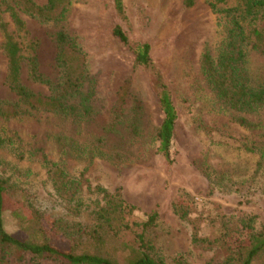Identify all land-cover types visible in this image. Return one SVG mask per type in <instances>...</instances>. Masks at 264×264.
Returning a JSON list of instances; mask_svg holds the SVG:
<instances>
[{
	"label": "rangeland",
	"instance_id": "374dc122",
	"mask_svg": "<svg viewBox=\"0 0 264 264\" xmlns=\"http://www.w3.org/2000/svg\"><path fill=\"white\" fill-rule=\"evenodd\" d=\"M33 1L39 6L48 2ZM122 2L126 19L119 18L114 0H72L63 17L46 23L20 12L27 25L21 40L24 85L49 97L52 86L64 81L56 34L65 30L88 57L90 78L83 92L93 114L80 119L33 111L0 118V135L6 140L0 147V173L46 216L67 223L94 225L95 212L104 203L102 190L119 194L136 209L131 221L157 211V224L147 237L161 264H220L230 257L239 264L233 251L247 244L248 232L226 237L225 229L228 222L237 225L233 216H253L258 229L264 225V108L245 114L223 106L202 74L203 54L217 55L226 37L222 14L210 5L218 0H196L192 8L184 0ZM240 2L229 0L227 7ZM4 17L10 21V13ZM118 25L131 44L150 45L155 69L172 93L178 112L172 168L158 151L164 114L153 76L114 35ZM3 42L0 32V103H14L18 97L7 84ZM34 58L50 84L33 79ZM247 68L254 84H264V56L250 51ZM239 117L256 126L241 125ZM52 163L76 181L75 201L56 190ZM180 201L185 217L173 206ZM16 208L8 199L3 217L6 231L18 235L23 225L13 215ZM121 237L133 241L132 233ZM254 264H264V253Z\"/></svg>",
	"mask_w": 264,
	"mask_h": 264
},
{
	"label": "trees",
	"instance_id": "16d2710c",
	"mask_svg": "<svg viewBox=\"0 0 264 264\" xmlns=\"http://www.w3.org/2000/svg\"><path fill=\"white\" fill-rule=\"evenodd\" d=\"M71 1L48 0L45 6H39L33 0H0V32L4 38L1 49L8 61L7 84L18 97L17 102L0 103V118L12 120L24 114L32 115L33 111L80 119L93 114L87 92H83L90 78L88 57L76 38L65 30L56 34L57 63L64 72V81L52 86L53 94L49 97L34 93L22 81L25 57L21 40L27 36V25L20 12L44 23L51 22L63 17ZM228 1L218 0L210 4L214 12L222 14L226 37L217 55L213 56L208 51L203 54L201 71L223 106L240 113L255 114L264 108V84H254L250 80L247 64L250 51L264 56V31L261 28L264 0H241L236 7H227ZM114 3L119 18L126 19L122 0H114ZM195 3L196 0H184L186 8H192ZM6 12L10 13V21L4 17ZM113 33L134 53L136 64L153 76L150 81L164 114L157 133L158 151L172 168L175 163L172 147L178 120L172 93L162 72L155 69L150 45L131 44L121 25L116 26ZM37 62V58L32 60L33 79L50 84L40 73ZM238 121L245 127L256 126L244 117H239ZM5 142L0 135V147ZM52 166L55 168L50 174L56 190L75 201L79 192L76 181L69 179L57 164L52 163ZM102 191L105 193L104 203L95 212L94 225L67 223L46 216L24 191L17 189L9 177L0 173V264H161L153 256L154 247L147 237L148 230L157 224L158 212L153 211L143 221H131L136 209L119 194ZM8 199L18 204V208L12 210L23 225L18 235L9 233L4 227L3 216ZM182 202H174L173 206L185 217L188 212L182 210ZM233 218L237 219V225L232 222L226 224V237L248 232L247 244L235 248L233 256L239 264H254L264 253V225L258 229L253 216ZM126 232L133 234L132 242H122L121 235ZM235 260L230 257L220 264H232ZM174 264L186 263L180 260Z\"/></svg>",
	"mask_w": 264,
	"mask_h": 264
}]
</instances>
